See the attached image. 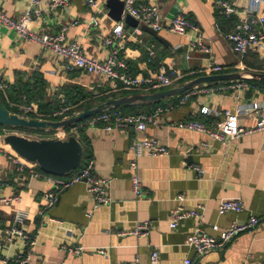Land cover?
Masks as SVG:
<instances>
[{
    "label": "crops",
    "instance_id": "1",
    "mask_svg": "<svg viewBox=\"0 0 264 264\" xmlns=\"http://www.w3.org/2000/svg\"><path fill=\"white\" fill-rule=\"evenodd\" d=\"M87 1L73 0L68 12L58 9L51 15L43 14L30 24V28L38 33L56 34L69 27L66 33L68 41L80 43L87 55L104 59L109 49L97 39L96 32L88 28L94 11ZM217 1L138 0L139 3L159 6L165 29L158 35L169 46L157 40L161 45H157L158 58L148 64L147 43L152 41L153 36L143 31L137 41H128L123 55L130 72L134 71L132 75H147L167 63H174L183 74L200 73L209 58L213 65L224 68L225 73L247 71L249 68L244 64L243 57L234 53L222 34L233 31L235 26L225 24L226 31L220 29L222 32L217 28ZM227 1L237 5L240 11L252 6L251 0ZM0 8L7 15L17 17L28 8V0H0ZM179 14L199 26L212 48L210 54L189 52V41L196 36L194 33L181 36L169 30L167 24ZM99 17L104 33H109L116 22L108 17L106 3L101 4ZM231 18L238 21L236 16ZM73 21H78V24L71 26ZM126 28L129 32L133 29L127 24ZM34 72H40L47 80L46 99L49 101L61 87L81 86L93 94L112 87L109 81L93 75L64 72L60 59L53 52L44 51L33 43L21 42L15 33L1 30L0 83L14 85L19 79L18 73H22L24 81H27ZM243 83L247 86H242ZM197 87L204 92L194 93L193 90L188 93L187 101L180 104L184 94L177 105L164 108L157 126H149L144 133L160 139L170 153L139 159V176L145 192L141 199L136 198L131 185L129 164L133 159V131L105 133L88 122L81 125L90 143L96 174L110 181L112 202L109 206L96 209L86 183H77L63 191L57 202L46 209V196L52 191V185L44 179L32 177L28 171H19L8 155L0 153V196H21L19 204L0 205V253L16 255L25 251L22 239L14 237L9 242L6 233L14 224L16 209L22 208L29 212L23 230L31 236L39 235L30 264H128L136 258L140 264H151L154 250L159 252L158 264H183L186 258L192 259L193 264H264V131L224 144L212 142L207 134L177 126L179 122L199 121L202 117L208 118L209 123L205 124L212 127L222 118L204 115L203 109L235 111L252 101H264V85L239 80L230 84L210 83ZM140 108L137 105L136 109ZM255 123L252 116L239 118V124L244 128H251ZM61 132L45 130L29 135H34L33 139H59ZM203 143L210 145L202 147ZM6 150L12 155L9 147ZM195 166L205 171L202 177L193 169ZM179 195L185 197L182 205L186 210H196L200 205L204 207L201 223L196 219H187L176 229L170 227V213L177 206ZM227 200H242L246 209L241 213H220V204ZM89 211H92L91 218L87 216ZM252 216L258 217L260 224L255 229L240 233L223 250L198 258L186 245L187 238L196 229L217 237L219 233L213 229L214 225L224 230L233 221L246 223ZM140 221L150 223L147 237L130 233ZM67 248H81L82 251L75 255L70 254Z\"/></svg>",
    "mask_w": 264,
    "mask_h": 264
},
{
    "label": "built area",
    "instance_id": "2",
    "mask_svg": "<svg viewBox=\"0 0 264 264\" xmlns=\"http://www.w3.org/2000/svg\"><path fill=\"white\" fill-rule=\"evenodd\" d=\"M107 0H88V5L93 9L94 14L88 21V28L96 32L97 39L109 49L106 58L101 59L91 57L86 54L83 46L78 42H70L67 40L66 33L69 27H64L59 33H38L30 28V24L43 16V14L51 15L56 10L70 11L73 0H28V8L19 16L11 17L0 8V31L7 30L15 33L18 40L24 43H33L38 45L44 51L53 52L61 61L64 72H80L84 75H93L104 79L111 83L112 93L126 92L133 93H152L161 90L171 89L179 86L186 80L187 76L199 77L204 75L225 73V69L213 65L211 59H208V64L200 73H191L189 75L180 73L174 63L161 65L154 71H149L147 75L133 76L129 73L127 61L123 55V50L128 41L132 39L137 41V38L143 34L140 27L133 28L127 31L125 17L130 15L136 19L139 24L146 25L157 33L165 29V23L161 18L159 6L155 3H139L138 0H124V14L120 22H116L115 26L109 33H104L100 14L101 4ZM252 6L240 11L234 3L227 0H218L219 13L223 17L231 18L238 17V21L229 33H223L224 37L229 41L232 50L237 55L244 57L249 53L256 54L259 58L264 59V0H251ZM78 21H73L71 26H76ZM169 30L177 35L186 36L195 34L189 41L188 50L190 53L210 54L212 48L201 34L199 26L186 18L183 15H176L167 24ZM147 63L151 64L158 58L156 44L152 43L147 47ZM243 71V70H241ZM196 78V77H195ZM194 79V78H193ZM189 81V80H188ZM231 82H221L230 84ZM187 82V81H186ZM242 86H247L243 83ZM7 86L0 83V90L5 91ZM198 87L186 92L180 101L184 104L190 94L195 92H204L198 90ZM213 90V89H212ZM61 100L60 108L52 115L39 113L34 106L25 103L26 97L23 96L21 102H11L10 106L17 108L19 116L24 118H33L38 120L61 121L71 116L68 114L73 110L72 106H64L65 99L63 95H58ZM164 108H157L151 113L125 114L117 108H111L102 113L91 117L88 123L100 127L105 133H113L115 131H133L131 150L133 159L130 161L129 167L132 172L131 185L132 191L136 198L141 199L145 196L143 183L139 176V159L143 157H160L169 155L170 151L160 139L144 135L149 126H157L160 123L161 115ZM74 115L78 113H73ZM204 115H214L221 117L222 121L210 127L204 122L196 120H187L178 123L181 129L197 131L207 134L212 142L229 143L237 140L245 135L264 131V101H252L248 106L238 108L235 111H212L208 108L203 109ZM243 115L252 116L256 123L251 128H244L239 124V118ZM51 117L58 120H52ZM77 128L72 129L75 133ZM7 129L3 130L0 135V153L8 155L9 158L16 164L19 171H28L32 177L46 180L52 185V191L46 196V209L51 208L58 200L59 195L74 186L77 183H86L88 192L94 199V208L109 206L112 202L110 197V181L99 177L95 172V162L92 158L85 161L83 166H80L78 172H72L66 176H54L40 170L37 165L27 162L18 155H11L6 150L4 139L9 135ZM62 137L59 139L68 138L69 135L61 132ZM143 135V136H142ZM209 143H203L202 147H208ZM82 165V163H81ZM199 177L205 174V171L195 166L193 168ZM178 204L170 213L169 225L172 229H176L180 223L187 219H196L202 222L204 215V207L198 206L196 210H186L182 205L185 197L179 195L176 198ZM21 202L20 195L0 196V205L11 206ZM246 209V205L242 200H227L223 201L219 206L220 213H241ZM89 218L92 217V211L87 213ZM29 219V212L22 208H17L14 215V224L6 233L9 242H12L14 237L22 239L25 251L16 255L0 253V264H30L33 256L34 248L39 240V235H29L23 230V225ZM260 224L258 217L252 216L246 223L233 221L231 225L220 230L217 225L213 229L219 233L217 237L204 233L201 229H196L186 240V245L192 249L198 258L216 250L225 249L233 240L240 234L252 229H255ZM150 223L148 221H140L136 227L130 232L138 237H147L149 235ZM70 254H81V248H67ZM105 253L104 251H101ZM151 264L159 263V252L154 250L150 257ZM140 264L136 258L132 263ZM183 264H193L192 259L186 258ZM248 264V263H246Z\"/></svg>",
    "mask_w": 264,
    "mask_h": 264
},
{
    "label": "water",
    "instance_id": "3",
    "mask_svg": "<svg viewBox=\"0 0 264 264\" xmlns=\"http://www.w3.org/2000/svg\"><path fill=\"white\" fill-rule=\"evenodd\" d=\"M106 7L108 8V17L111 20L114 22L122 21L125 7L124 0H107ZM125 23L133 28L139 26V22L130 15L125 17ZM140 27L163 45L169 46L155 30L146 25H140ZM244 79H259L264 81V73L238 71L199 76L171 89L144 94L133 93L117 98H110L94 108L61 121L24 118L18 114L11 113L0 104V124L11 127L60 130L90 119L111 108L125 107L137 103L158 102L163 99L179 96L202 84ZM4 143L23 160L37 165L43 172L54 176H66L72 173L81 166L83 159V147L76 136H69L65 139H32L19 134H9L5 137Z\"/></svg>",
    "mask_w": 264,
    "mask_h": 264
},
{
    "label": "trees",
    "instance_id": "4",
    "mask_svg": "<svg viewBox=\"0 0 264 264\" xmlns=\"http://www.w3.org/2000/svg\"><path fill=\"white\" fill-rule=\"evenodd\" d=\"M216 20L220 27V29L226 31L224 25L227 24L229 27H234L237 23V20L234 18H225L221 16L219 13L216 14ZM228 32V31H227ZM151 42L147 43L148 45L154 43L156 44V47H160V43L154 38L151 37ZM157 47V52H158ZM159 55V54H158ZM243 62L246 65L247 71L250 72H257V73H264V59H260L256 54L249 53L243 57ZM131 65V64H129ZM237 71V70H236ZM132 75L134 73L130 72ZM19 79L18 81L11 86H7L5 91L0 90V104L4 106L6 109H8L11 113L20 114L17 108H13L10 106L11 102H21V99L23 96L26 97L25 103L28 105H32L35 107V109L42 114H45L47 116L54 114L55 111H57L61 106V100L58 98V95H63L65 99L64 106H72L74 107L73 110L68 114L69 116H73V113H80L85 110L94 108L96 106V103H104L110 98H117L123 95H128L126 92L122 93H112L111 89L104 90L103 92L99 94H93L86 92L81 86H74V87H61L59 88L57 94L52 100L46 99V87H47V80L45 79L44 75L40 72H34L27 81H24V76L22 73H18ZM136 75V74H134ZM197 77V76H195ZM195 77L187 78L183 81L186 82L188 80H191ZM245 81L253 84V85H264V81L259 79H244ZM212 84H219V83H212ZM185 93L163 99L158 102H152V103H137L128 105L125 107H118L117 109L121 110L125 114H139V113H151L155 111L157 108H166L168 106L177 105L179 99L184 95ZM137 105L141 106L142 108L136 109ZM148 108V109H146ZM34 118V117H33ZM52 120H58L57 118H52ZM208 118H200L199 121L204 123L207 122ZM89 119L82 121L80 123L67 126L62 130L63 133L68 134L69 136H76L81 143L83 147V159H82V165L85 163L86 160L92 158L91 150H90V143L88 141L87 136L84 133V129L81 127L83 123L88 121ZM77 128V131L75 133H72V129ZM7 129L9 132H19L24 133L26 135H29L31 133H39L45 131L44 129H35V128H27V127H11V126H5L0 124V135L3 134V130ZM6 147H8L6 145ZM10 148V147H9ZM81 167L76 169L74 172H78Z\"/></svg>",
    "mask_w": 264,
    "mask_h": 264
},
{
    "label": "rangeland",
    "instance_id": "5",
    "mask_svg": "<svg viewBox=\"0 0 264 264\" xmlns=\"http://www.w3.org/2000/svg\"><path fill=\"white\" fill-rule=\"evenodd\" d=\"M142 25V24H141ZM128 95H130L129 93H128ZM9 133H11V132H9ZM11 134H19V135H22V134H20V133H18V132H12ZM22 136H25V135H22ZM29 136H31L30 138H34V135H29ZM36 137H38V136H36ZM11 153L13 154V155H17L14 151H11Z\"/></svg>",
    "mask_w": 264,
    "mask_h": 264
},
{
    "label": "bare ground",
    "instance_id": "6",
    "mask_svg": "<svg viewBox=\"0 0 264 264\" xmlns=\"http://www.w3.org/2000/svg\"><path fill=\"white\" fill-rule=\"evenodd\" d=\"M9 147V146H8Z\"/></svg>",
    "mask_w": 264,
    "mask_h": 264
}]
</instances>
